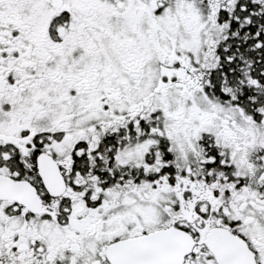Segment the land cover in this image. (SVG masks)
<instances>
[{
    "label": "snow or ice",
    "instance_id": "6c2138e0",
    "mask_svg": "<svg viewBox=\"0 0 264 264\" xmlns=\"http://www.w3.org/2000/svg\"><path fill=\"white\" fill-rule=\"evenodd\" d=\"M0 264H264V0H0Z\"/></svg>",
    "mask_w": 264,
    "mask_h": 264
}]
</instances>
